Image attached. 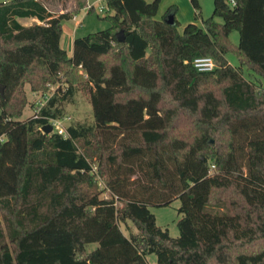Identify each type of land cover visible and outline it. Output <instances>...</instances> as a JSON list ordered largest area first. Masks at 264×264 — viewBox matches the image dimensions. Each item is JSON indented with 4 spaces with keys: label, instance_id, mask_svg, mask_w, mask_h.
<instances>
[{
    "label": "trees",
    "instance_id": "1",
    "mask_svg": "<svg viewBox=\"0 0 264 264\" xmlns=\"http://www.w3.org/2000/svg\"><path fill=\"white\" fill-rule=\"evenodd\" d=\"M49 1H0V264H264V84L244 75L264 77V0H214L209 17L190 0L202 23L182 30L173 6L156 18L161 0H106L110 26L72 55L78 8ZM204 55L215 68L197 69ZM26 84L51 93L37 117ZM78 91L93 121L45 132ZM175 197L174 237L150 205Z\"/></svg>",
    "mask_w": 264,
    "mask_h": 264
},
{
    "label": "rangeland",
    "instance_id": "2",
    "mask_svg": "<svg viewBox=\"0 0 264 264\" xmlns=\"http://www.w3.org/2000/svg\"><path fill=\"white\" fill-rule=\"evenodd\" d=\"M5 1V0H0ZM84 3L86 0H79ZM95 1V9L93 11H88L86 6H81L76 12L75 17H71L69 19H64L63 24L66 26H75L77 21L80 23L77 24V33L78 35H85L89 32H94L100 29H104L110 26V20L104 18L105 15L108 14L107 11V3L106 0H90ZM151 1V0H149ZM202 6V17H209L212 15L214 11V0H199ZM58 3L54 0L49 3V7L51 10H59L57 6ZM74 5V4H73ZM175 7V16L179 22L178 28L180 30L186 24H183L182 21H186L187 19H192L191 21H195L198 23H202L201 18L196 17V11L190 0H161L159 11L156 15V18H161L163 14L170 8ZM102 8V10H100ZM190 17V18H189ZM23 23L29 24L31 23V18H22ZM188 21V20H187ZM231 39L238 43L239 41V31L233 30L230 35ZM227 58L229 61L237 65L238 60L234 53H228ZM244 75L247 78H251L260 84H264V77L254 71H251L244 68ZM26 89L28 92V104L24 109L22 117L25 118L31 115L35 109L38 101H43V97L45 93L36 92V94L31 90L29 84H26ZM31 101L32 104H31ZM1 113V109H0ZM65 114L66 116H70L71 119H63L64 124H68L69 122H76L77 120H82L87 123H91L93 121V110L92 104L86 94L81 91L76 92L71 100L65 103ZM181 199L179 197H175L171 200L169 204L165 205H150L151 211L156 215L157 224L163 228H168L169 232L172 236H178L180 234L178 222L181 218V213L179 212V207L181 206ZM128 224L131 227H128L127 223L120 222L122 229L128 234L130 228L134 231L137 230V227L133 224L131 220H128ZM98 246L97 242H91L87 245V249L89 251L95 249ZM147 261L149 264H155L157 261L156 253L147 254Z\"/></svg>",
    "mask_w": 264,
    "mask_h": 264
},
{
    "label": "crops",
    "instance_id": "3",
    "mask_svg": "<svg viewBox=\"0 0 264 264\" xmlns=\"http://www.w3.org/2000/svg\"><path fill=\"white\" fill-rule=\"evenodd\" d=\"M55 1L58 3L57 6L59 7V10H52L55 13V15H58L59 13L67 11V10H72V9H77V8L79 9L81 6H86V8H88V5H93L92 8L95 9V6H94L95 1H90V0H86L85 3L83 1H79V0H67L66 4H63L62 0H54V2ZM51 2H53V0H50L47 4L49 5V3H51ZM88 11H90V10L88 9ZM26 17L31 18V23H29V24L23 23L22 18H26ZM17 19L23 25H31L34 23H40L41 22L37 17H33V16H18ZM187 20L182 21V23L187 24L188 22H191L192 19H187ZM78 23H80L79 20L77 21L75 26H71L70 24H69V26H66L65 23L63 24V33H62L61 38H60V44L63 48H65L67 50L69 55L73 54V41H74L75 37L78 35V33H77V24ZM34 93L36 94V92H34ZM32 102L33 101H31V104H32Z\"/></svg>",
    "mask_w": 264,
    "mask_h": 264
},
{
    "label": "built area",
    "instance_id": "4",
    "mask_svg": "<svg viewBox=\"0 0 264 264\" xmlns=\"http://www.w3.org/2000/svg\"><path fill=\"white\" fill-rule=\"evenodd\" d=\"M93 7V5H88V9L90 10ZM102 10V8L100 9ZM194 65L197 67V69L201 71H209L215 68L216 62L211 56H198L194 59ZM51 93H45V96L43 97V101H38L36 104V109L33 112L34 116H38L39 110L42 108V106L46 103L47 99ZM63 119H71L70 116H65L63 118H55L52 119L49 123L53 125V131H57L58 133L62 135H67V125L63 123Z\"/></svg>",
    "mask_w": 264,
    "mask_h": 264
},
{
    "label": "water",
    "instance_id": "5",
    "mask_svg": "<svg viewBox=\"0 0 264 264\" xmlns=\"http://www.w3.org/2000/svg\"><path fill=\"white\" fill-rule=\"evenodd\" d=\"M169 20H170V21H173V16H172V15H169ZM117 38H118V40H120V41H123V40L125 39V34H124V30H123V29H121V30H119V31L117 32ZM3 88H4L3 84H0V91H1L2 93H3ZM42 129H43L45 132H47V133L52 132V131H53V125H52L51 123H47V124H45V125L42 127Z\"/></svg>",
    "mask_w": 264,
    "mask_h": 264
}]
</instances>
